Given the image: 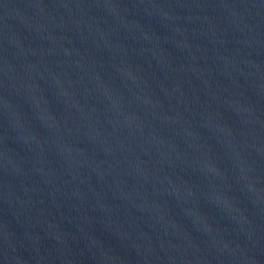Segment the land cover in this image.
<instances>
[{
    "label": "water",
    "instance_id": "water-1",
    "mask_svg": "<svg viewBox=\"0 0 264 264\" xmlns=\"http://www.w3.org/2000/svg\"><path fill=\"white\" fill-rule=\"evenodd\" d=\"M0 264H264V0H0Z\"/></svg>",
    "mask_w": 264,
    "mask_h": 264
}]
</instances>
